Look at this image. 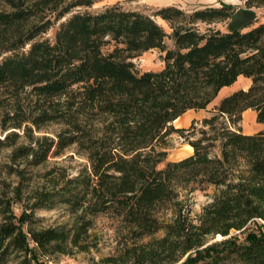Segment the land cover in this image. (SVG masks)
<instances>
[{
  "label": "trees",
  "instance_id": "obj_1",
  "mask_svg": "<svg viewBox=\"0 0 264 264\" xmlns=\"http://www.w3.org/2000/svg\"><path fill=\"white\" fill-rule=\"evenodd\" d=\"M94 1L0 0V150L10 148L6 172L18 177L0 191V264H44L95 247L98 214L122 237L103 264H264V23L213 27L235 13L226 3L72 12ZM244 5L264 8V0ZM50 14L59 21L52 39L41 37ZM150 49L163 65L136 71L131 60ZM240 75L248 88L223 96L201 121L173 126ZM247 109L262 129L242 131ZM49 123L60 125L53 136L35 134ZM172 133L192 153L158 168ZM70 146L87 166L30 187L32 169ZM207 189L210 200L190 217L185 195ZM58 205L70 220L39 226L37 210Z\"/></svg>",
  "mask_w": 264,
  "mask_h": 264
},
{
  "label": "rangeland",
  "instance_id": "obj_2",
  "mask_svg": "<svg viewBox=\"0 0 264 264\" xmlns=\"http://www.w3.org/2000/svg\"><path fill=\"white\" fill-rule=\"evenodd\" d=\"M221 3L232 4L236 7L235 13L228 19L215 22L213 27L225 31L234 27H242L250 23L258 24L264 23V8L250 7L244 5V0H95L88 6H77L74 11H89L97 12L106 6L118 4L125 9L139 10L144 13L152 14L156 9L163 6H176L185 11H191L197 8L208 6H220ZM51 15V16H50ZM48 17L53 20V25L41 35L43 38L52 39L54 32L58 26L59 21H54L53 14ZM157 22L170 33L171 29L166 21L156 18ZM200 28H205V24L199 23ZM173 45L170 37L165 38L166 48H171ZM162 52L158 49H150L134 57L131 61L134 64L136 71L143 72L147 70H157L163 65ZM241 79L236 83V86H227L223 88L217 97L205 109H189L184 112L177 120L172 122L174 127H188L193 120L201 121L211 113V109L218 104L219 100L234 91L235 87L241 85ZM99 125V122H97ZM239 125L243 132L252 133L261 127L256 121L254 111L247 109L242 113V119ZM60 125L57 123H49L43 126L40 131H35V134H46L53 136L59 129ZM169 147L167 149V156L165 160L158 164V168L164 167L167 161L178 160L192 153V148L189 144L179 136L178 133H172L168 137ZM10 148H3L0 150V191L10 190L11 187L17 184L18 177L12 173L8 174L5 163L9 164ZM87 159L85 156L77 151L74 146L64 149L57 155L50 154L46 161L34 167L31 171L33 180L30 187H37L42 185L48 177L57 176L59 173L66 175H74L80 169L87 166ZM21 165V164H20ZM17 166V165H15ZM22 166V165H21ZM20 166V167H21ZM211 189L205 191H194L185 195L186 212L194 218L200 213L202 206L210 200ZM15 212L20 211L19 204H13ZM37 217L40 218L39 226H56L70 220V215L61 206H54L48 209L37 210ZM113 222L105 215L98 214L94 217L93 226L89 230L92 241H96V246L87 251H75L72 254H59L53 258H45L44 264H103L101 258L114 254L118 242H121L122 237L113 229ZM159 232L157 235H160ZM223 238L221 235H216L210 239L209 242ZM41 260V258H39Z\"/></svg>",
  "mask_w": 264,
  "mask_h": 264
},
{
  "label": "crops",
  "instance_id": "obj_3",
  "mask_svg": "<svg viewBox=\"0 0 264 264\" xmlns=\"http://www.w3.org/2000/svg\"><path fill=\"white\" fill-rule=\"evenodd\" d=\"M240 78H242L241 79V85H239L238 87H235L233 90H237V89H246V88H248V86L250 85V83H251V80H250V78H248V77H245V76H242V75H240V76H238V78H237V80L233 83V84H231V85H229V87L230 86H236V83L238 82V81H240ZM225 87H227V86H225ZM225 87H223V88H225ZM223 88H221V90L223 89ZM220 90V91H221ZM219 91V92H220ZM252 110V109H251ZM254 111V110H253ZM254 114H255V111H254ZM259 123V122H258ZM260 124V128H259V130L260 129H262L263 128V124L262 123H259Z\"/></svg>",
  "mask_w": 264,
  "mask_h": 264
},
{
  "label": "bare ground",
  "instance_id": "obj_4",
  "mask_svg": "<svg viewBox=\"0 0 264 264\" xmlns=\"http://www.w3.org/2000/svg\"><path fill=\"white\" fill-rule=\"evenodd\" d=\"M179 118V117H178ZM178 118H176L175 120H177ZM190 148H192L190 145H189Z\"/></svg>",
  "mask_w": 264,
  "mask_h": 264
}]
</instances>
